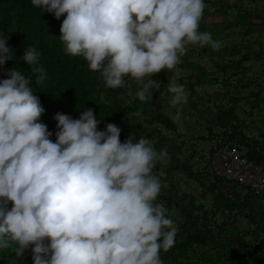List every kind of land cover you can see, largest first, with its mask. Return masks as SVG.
Segmentation results:
<instances>
[{"label":"clouds","instance_id":"1","mask_svg":"<svg viewBox=\"0 0 264 264\" xmlns=\"http://www.w3.org/2000/svg\"><path fill=\"white\" fill-rule=\"evenodd\" d=\"M31 4L56 20L65 17L58 37L65 54L82 57L105 88L123 89L135 81L141 86L135 96L145 102L152 98L150 90L160 89L151 77L172 71L167 92L176 121L188 99L177 83L181 58L189 46H221L199 30L205 0ZM39 57L35 47L21 57L33 66L37 84L47 79ZM13 59L7 38L0 36V69ZM2 74L0 250L14 246L17 259L30 251L33 264H163L160 253L174 246L178 232L173 213L155 202L162 182L154 169L166 160V150L158 152L143 136L130 134L121 142L115 124L97 130L92 109L75 120L57 113L53 142L29 78L15 67Z\"/></svg>","mask_w":264,"mask_h":264},{"label":"trees","instance_id":"2","mask_svg":"<svg viewBox=\"0 0 264 264\" xmlns=\"http://www.w3.org/2000/svg\"><path fill=\"white\" fill-rule=\"evenodd\" d=\"M204 15L222 17L219 24L200 22L220 48L189 46L177 66L188 94L177 109L169 106L167 81L172 71L151 77L160 89L150 90L151 100L141 102V87L105 88L99 73L89 70L82 57L66 55L59 41L60 24L52 14L34 8L31 0H0V36L7 38L14 59L0 69L17 68L30 80L44 112L40 118L55 142L57 113L78 119L92 109L97 130L115 124L120 141L129 135L152 141L167 158L154 172L162 189L156 203H163L178 226L174 246L161 251L163 264H264V197L248 188L217 177L205 156L236 147L240 155L264 162V0H205ZM260 18V23L254 18ZM35 47L38 64L47 79L36 83L32 67L21 57ZM131 92L132 95H128ZM161 93L164 95L161 96ZM139 112L137 116L135 113ZM11 205L9 204V208ZM0 264H33L31 252L17 259L14 246L0 250Z\"/></svg>","mask_w":264,"mask_h":264},{"label":"built area","instance_id":"3","mask_svg":"<svg viewBox=\"0 0 264 264\" xmlns=\"http://www.w3.org/2000/svg\"><path fill=\"white\" fill-rule=\"evenodd\" d=\"M203 162L217 177L246 187L255 196L264 197V162L248 160L236 147L222 148L214 155L205 156Z\"/></svg>","mask_w":264,"mask_h":264},{"label":"rangeland","instance_id":"4","mask_svg":"<svg viewBox=\"0 0 264 264\" xmlns=\"http://www.w3.org/2000/svg\"><path fill=\"white\" fill-rule=\"evenodd\" d=\"M259 16H264V12L261 13ZM222 21V17L216 16V15H204L201 22L207 23L210 25L219 24ZM254 22L260 23V18L256 17L254 18Z\"/></svg>","mask_w":264,"mask_h":264}]
</instances>
